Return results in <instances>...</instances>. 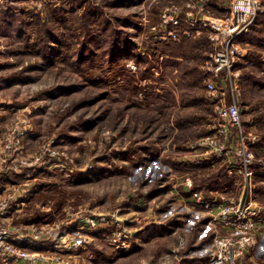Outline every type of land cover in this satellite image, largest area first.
Wrapping results in <instances>:
<instances>
[{"label":"rangeland","instance_id":"obj_1","mask_svg":"<svg viewBox=\"0 0 264 264\" xmlns=\"http://www.w3.org/2000/svg\"><path fill=\"white\" fill-rule=\"evenodd\" d=\"M206 2L0 0V197L25 247L49 253L48 239L25 240L32 226L71 232L80 218L104 214L116 223L83 230L88 241L66 251L70 264L155 263L167 253V264L205 260L204 241L183 229L178 197L186 189L238 194L245 181L208 160H180L214 129L216 96L205 80L224 87L227 99L231 89L222 73L210 72L219 43L202 24L177 39H160L152 26L164 16L187 25L193 11H223ZM263 21L257 16L238 37L243 53L231 66L243 127L259 136L257 153L264 144ZM170 42L181 45L176 56L166 54ZM154 158L158 172L148 178ZM117 226L129 234L120 247L108 243Z\"/></svg>","mask_w":264,"mask_h":264},{"label":"built area","instance_id":"obj_2","mask_svg":"<svg viewBox=\"0 0 264 264\" xmlns=\"http://www.w3.org/2000/svg\"><path fill=\"white\" fill-rule=\"evenodd\" d=\"M264 13V0H228L226 13L223 15L211 12H195L190 14L191 25L207 26L209 38L218 41V49L210 54V72L214 75L222 73L227 78L231 92L227 99L224 87L217 90L212 78L205 80L206 91L213 96L215 122L211 133L197 138L194 149L184 156L181 162L204 160L209 166L222 165L225 175L240 176L245 181L244 188L238 194L224 191L209 190L204 192L196 189H186L188 195L179 196L185 212L183 229L195 233V241H204L206 258L200 264H253L255 259L264 258V203L259 202L255 190L256 186L264 188V144L257 153L255 143L259 136L255 131L246 132L241 119L232 86L231 66L234 56L242 54L243 50L236 40L247 32L253 20ZM197 14V15H195ZM199 23V24H198ZM178 18L164 16L153 29L158 31L160 39H177ZM183 34H189L187 28H182ZM264 56V49L260 51ZM237 75V72L235 73ZM228 102V103H226ZM191 159V160H190ZM159 159L154 158L148 169L149 177L158 172ZM258 173L259 180H252ZM139 178H146V170L138 174ZM184 185L191 186V178L184 177ZM176 189L177 184L172 183ZM7 200L0 197V264H70V255L66 253L82 247L88 237L83 230L95 229L100 224H115V220L104 214H92L80 218L78 226L71 232L59 224L54 227L43 225L32 226L28 242L37 244L40 240L48 239L45 246L49 253H40L25 247L15 230H11L6 219ZM183 214V213H182ZM27 234V233H26ZM111 235L109 244L120 247L129 237L124 227L117 226L108 233ZM184 244L183 238L178 240L177 249ZM172 251H176L172 249ZM172 255L165 254L160 262L152 263L142 259L138 264H167Z\"/></svg>","mask_w":264,"mask_h":264},{"label":"crops","instance_id":"obj_3","mask_svg":"<svg viewBox=\"0 0 264 264\" xmlns=\"http://www.w3.org/2000/svg\"><path fill=\"white\" fill-rule=\"evenodd\" d=\"M190 3V5L189 6H192V8L193 7H200L201 6V0H188ZM203 1V0H202ZM211 2H213L214 3V5H215V7H221V8H223V9H226L227 8V4H228V0H210ZM206 3H210V2H206ZM206 5V4H205ZM204 5V6H205ZM190 13V12H189ZM188 16H190V14L188 15ZM263 16H264V14H263ZM194 26H196V27H194ZM197 26H199V25H197V24H195V25H191L190 23H188L187 25L185 24V25H182V24H179V27H178V34L179 35H181V34H183L182 32H181V29L182 28H187L190 32H192L193 30H195L194 32L195 33H198L199 32V30H198V28H197ZM207 30H208V27H206V26H204ZM209 31V30H208ZM185 35V34H184ZM169 169H173L171 166H173V164H171L170 163V166H168V165H166ZM170 178H171V176H170ZM223 178H226L225 177V175H223L222 177H220V178H218L217 180H220V179H223ZM260 179V175L258 174V173H255L253 176H252V180H259ZM172 180V179H171Z\"/></svg>","mask_w":264,"mask_h":264},{"label":"trees","instance_id":"obj_4","mask_svg":"<svg viewBox=\"0 0 264 264\" xmlns=\"http://www.w3.org/2000/svg\"><path fill=\"white\" fill-rule=\"evenodd\" d=\"M209 6L212 8V9H216V10H218L219 11V9L220 10H223V11H220V12H218V11H215L217 14H225L226 13V11H224L225 9H223V8H219V7H215V5H214V3L213 2H210L209 3ZM258 17H260V18H262V17H264L263 16V14H259L258 15ZM257 21H259V18H257ZM263 23H264V21H263ZM252 26H250V28H251ZM243 36H244V34H242ZM245 37V36H244ZM182 38V37H181ZM180 38V40H182V39H184V38H182L181 39ZM48 41H50L51 40V37H49L48 39H47ZM180 40H179V42H180ZM52 41V40H51ZM86 41V40H85ZM84 41V46L85 45H87L86 44V42ZM56 42V41H55ZM179 42H170V43H168L167 44V46L165 47V49H168L167 51H170V52H168V53H166L167 55H169V56H176L175 54L176 53H174L173 51H175L176 49H178L181 45H180V43ZM57 43V42H56ZM182 50V49H181ZM181 50H179V51H181ZM178 51V52H179ZM177 52V53H178ZM261 190L260 188H256V190H255V194H256V196H257V198L260 200V201H264V190L263 191H259V190ZM194 235H195V233H194V231L191 233V238H193L194 237Z\"/></svg>","mask_w":264,"mask_h":264}]
</instances>
